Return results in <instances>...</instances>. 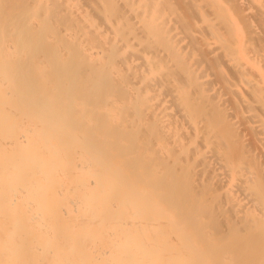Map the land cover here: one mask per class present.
<instances>
[{
  "label": "bare ground",
  "instance_id": "bare-ground-1",
  "mask_svg": "<svg viewBox=\"0 0 264 264\" xmlns=\"http://www.w3.org/2000/svg\"><path fill=\"white\" fill-rule=\"evenodd\" d=\"M0 264H264V0H0Z\"/></svg>",
  "mask_w": 264,
  "mask_h": 264
}]
</instances>
